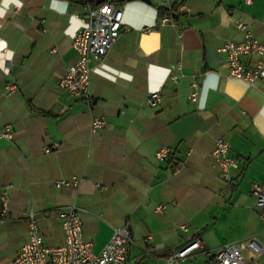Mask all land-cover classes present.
Instances as JSON below:
<instances>
[{"label":"crops","instance_id":"1","mask_svg":"<svg viewBox=\"0 0 264 264\" xmlns=\"http://www.w3.org/2000/svg\"><path fill=\"white\" fill-rule=\"evenodd\" d=\"M117 6L123 27L103 61L91 64L88 102L59 86L76 62L72 40L85 20L79 2L0 0V130L10 126L12 133L0 139V210L1 192L10 186L7 214L0 217V264L26 243L29 214L45 247L63 246L58 210L70 205L82 210L83 238L94 253L114 228L128 227L126 264H165L194 239L202 248L181 264H214L212 252L227 243H264L251 193L253 183L264 186V79L248 85L230 77L219 51L244 40L237 19L264 45V0H127ZM165 16L171 22L161 25ZM261 61L242 58L246 69ZM175 64L182 70L173 82ZM193 81L199 85L195 102ZM10 83L15 92H8ZM153 93L160 101L149 106ZM95 118L106 125L93 131ZM219 139L238 161L230 179L211 158ZM160 148L170 150L161 162L155 157ZM74 179V186H56ZM244 256L249 264H264V253L257 260Z\"/></svg>","mask_w":264,"mask_h":264},{"label":"built area","instance_id":"2","mask_svg":"<svg viewBox=\"0 0 264 264\" xmlns=\"http://www.w3.org/2000/svg\"><path fill=\"white\" fill-rule=\"evenodd\" d=\"M85 11L83 27L78 30L72 40V50L76 55V62L61 78L59 86L71 97L91 102L89 95L90 76L92 63L100 64L108 51L112 48L123 27V11L117 6L118 1L127 0H77ZM250 5L252 0H243ZM171 22L170 16L161 19V25ZM236 29L245 32L242 42H227L219 51L225 55L229 66V76L252 85L256 79H264V45L256 40L249 26L241 19L235 21ZM258 55L263 58L255 69H246L243 65L244 56ZM182 70L180 64L170 67V79L178 80L177 74ZM8 92H15L16 86L12 83L7 86ZM199 85L196 81L191 83V102L197 100ZM158 93L150 94L146 100L147 105L155 106L159 103ZM105 120L95 118L92 122L93 131L102 129ZM12 136L10 126L0 130V139H10ZM56 147V146H54ZM230 145L224 139L217 140L211 153L214 166L224 178L230 179L228 174L238 167V161L229 156ZM49 152V149L45 150ZM170 150L160 148L155 157L158 161L169 158ZM77 184V180L58 181L57 187H69ZM99 187V185H97ZM10 186H5L1 192L2 208L0 217L7 214V199ZM251 193L256 198V207L260 210V219L264 224V186L255 182L252 184ZM163 206L156 208L160 212ZM82 210L74 205L59 208L58 217L61 221V230L65 237V244L61 247H45L43 236L34 214L27 217L28 237L21 247L18 255L5 264H126L127 252L132 244V238L127 226L113 229L112 236L99 253H94L90 243L83 238L81 214ZM181 229L185 230L184 227ZM264 237V232H263ZM202 248V242L194 239L183 247L170 253L165 259V264H181L193 259ZM249 252L254 260L264 253V243L257 239L227 243L217 248L211 254V263L214 264H249L244 256Z\"/></svg>","mask_w":264,"mask_h":264}]
</instances>
